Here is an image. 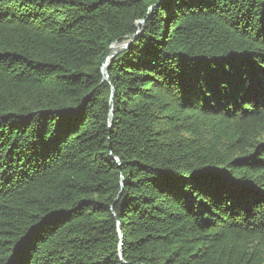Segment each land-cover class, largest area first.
Returning <instances> with one entry per match:
<instances>
[{"label": "trees", "instance_id": "obj_1", "mask_svg": "<svg viewBox=\"0 0 264 264\" xmlns=\"http://www.w3.org/2000/svg\"><path fill=\"white\" fill-rule=\"evenodd\" d=\"M261 69L264 0H0V264H264Z\"/></svg>", "mask_w": 264, "mask_h": 264}, {"label": "water", "instance_id": "obj_2", "mask_svg": "<svg viewBox=\"0 0 264 264\" xmlns=\"http://www.w3.org/2000/svg\"><path fill=\"white\" fill-rule=\"evenodd\" d=\"M130 43L126 44L122 49H120L119 51H117L116 53H114L111 57H109L110 56L109 54H110V50H111L112 46L110 47V49L108 50V53L106 55L105 64H104V67H103L104 80L108 81V70H107V61H108V59L109 58H114L119 53H121L122 51L126 50L129 47ZM121 258H122V255H121Z\"/></svg>", "mask_w": 264, "mask_h": 264}, {"label": "bare ground", "instance_id": "obj_3", "mask_svg": "<svg viewBox=\"0 0 264 264\" xmlns=\"http://www.w3.org/2000/svg\"><path fill=\"white\" fill-rule=\"evenodd\" d=\"M126 45V43H123V44H119V43H116L112 46L111 50H110V56L111 57L114 53H116L117 51H119L120 49H122L124 46ZM112 58H109L108 61H107V64L109 63V61L111 60Z\"/></svg>", "mask_w": 264, "mask_h": 264}, {"label": "snow or ice", "instance_id": "obj_4", "mask_svg": "<svg viewBox=\"0 0 264 264\" xmlns=\"http://www.w3.org/2000/svg\"><path fill=\"white\" fill-rule=\"evenodd\" d=\"M261 73L264 74V69H261Z\"/></svg>", "mask_w": 264, "mask_h": 264}, {"label": "rangeland", "instance_id": "obj_5", "mask_svg": "<svg viewBox=\"0 0 264 264\" xmlns=\"http://www.w3.org/2000/svg\"><path fill=\"white\" fill-rule=\"evenodd\" d=\"M262 140L264 141V135H263V138H262Z\"/></svg>", "mask_w": 264, "mask_h": 264}]
</instances>
